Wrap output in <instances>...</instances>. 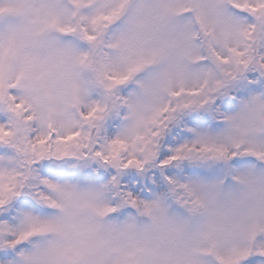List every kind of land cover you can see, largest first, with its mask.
<instances>
[{
	"label": "snow or ice",
	"instance_id": "1",
	"mask_svg": "<svg viewBox=\"0 0 264 264\" xmlns=\"http://www.w3.org/2000/svg\"><path fill=\"white\" fill-rule=\"evenodd\" d=\"M16 3L19 6L15 8L0 6V13H29L26 25L0 29V113H4L0 115V264H52L54 246L36 245L28 251L26 243L48 233L66 234L70 227L67 218L74 220L80 208L101 220H119L133 210L150 215L155 209L163 215L167 200L196 211L202 205V188L190 178L180 179L185 164L227 165L245 158L264 161V142L233 137L221 141L210 130L195 127L202 122L198 113L211 111V106L218 103L217 91L230 87L222 81H217L203 99L169 106L171 117H153L155 127L145 142L150 146L149 156L144 159L120 156V150L126 147L120 140H112L105 154L101 142L94 143L91 134L73 130L79 127L74 117L63 134L53 127L52 119H45V114L54 117L87 104L88 96L78 86L81 72L87 70L97 73L95 84L102 90L104 104L93 103L82 118L104 131L103 114L118 89L172 49L198 53L196 33L190 24L177 31L178 21L184 13L193 12L207 35L203 21L219 14L217 0ZM232 7L238 15L231 16L230 21L241 27L240 34L248 44L244 51L232 48L230 52L236 57L254 53V39L257 35L264 39V0H232ZM126 15V27L113 32ZM253 17L258 23L243 27ZM196 58L203 59L198 55ZM216 58L228 62L219 55ZM236 62L253 84L258 82L257 73L264 76V57L254 59L249 55ZM66 81L74 84L70 95L61 87ZM183 92L172 95L179 97ZM187 94L198 96L200 89ZM169 108L163 110L165 116ZM249 108L259 118L264 113V95L253 98L245 112ZM34 120L46 126L48 132L36 133L22 148L14 147L11 126ZM243 135L247 136V132ZM16 155H23V162L18 167L10 166ZM241 176L248 182L251 173ZM160 189L166 192L161 195ZM52 193L62 195L64 203L53 198ZM55 209H62L61 215H52ZM132 223L134 217H128L123 225L113 228L120 231ZM250 240L256 241L255 232ZM217 259L218 264H264V244L233 248Z\"/></svg>",
	"mask_w": 264,
	"mask_h": 264
},
{
	"label": "clouds",
	"instance_id": "2",
	"mask_svg": "<svg viewBox=\"0 0 264 264\" xmlns=\"http://www.w3.org/2000/svg\"><path fill=\"white\" fill-rule=\"evenodd\" d=\"M217 5L219 14L209 15L203 21L207 35L193 12L180 17L177 31L186 24L191 25L196 33L198 53L172 49L161 61L138 73L118 89L114 99L106 105L104 131L82 118V113H86L93 103L104 104L102 90L95 84L97 73L87 70L81 72L78 85L88 96L87 104L54 117L45 114V119H52L53 127L63 134L74 117L79 127L73 130L91 134L94 143L101 142L105 154H108L112 140H120L126 144L120 150V156L144 159L149 156L150 146L145 142L150 139L155 127L153 117H171L169 106L203 99L216 87L217 81H222L229 83L230 87L217 91L218 103L211 106V111L198 113L202 122L195 127L201 131L210 130L221 141L225 137H233L264 142V113L258 118L251 108L245 112V106L253 98L264 95V76L257 73L258 82L253 84L248 73L242 71V66L236 62L247 59L249 55H253L254 59L264 57V39L259 35L254 39V53L241 57L233 55L230 49L244 51L248 42L240 34L241 27L230 21L231 16L238 15L232 7V0H217ZM0 6L15 8L19 5L16 0H0ZM28 15L24 12L0 13V29L6 30L9 25H26ZM127 21L128 15L112 31L123 30ZM257 23L253 17L243 27ZM197 55L203 59L196 58ZM216 55L228 62L218 60ZM61 87L70 95L74 84L66 81ZM182 89L184 92L179 97L172 95ZM192 89H200V95H188ZM165 108H169L167 116L163 113ZM11 127L13 146L21 148L36 133L46 134L49 130L46 126L41 127L38 120ZM258 128L261 130L256 131ZM244 132L247 136L243 135ZM23 160V155H16L10 166L18 167ZM184 168L185 171L179 174L180 179L190 178L202 188L199 192L202 205L196 211L182 209L167 200V212L163 215L155 209L150 215L133 210L119 220H101L87 209L80 208L74 220L67 218L70 227L66 234L53 232L33 237L26 243V249L31 251L36 245L54 246L52 264H218L217 258L229 254L233 248L247 247L255 242L264 244V161L245 158L239 163L227 165L185 164ZM241 173H251L248 182ZM237 176L241 178L235 179ZM159 191L163 195L166 189ZM52 196L64 203L62 195L52 193ZM61 212L62 209H55L52 215H61ZM128 217H134L130 227L114 230V225H123ZM253 232L256 241L250 240Z\"/></svg>",
	"mask_w": 264,
	"mask_h": 264
},
{
	"label": "rangeland",
	"instance_id": "3",
	"mask_svg": "<svg viewBox=\"0 0 264 264\" xmlns=\"http://www.w3.org/2000/svg\"><path fill=\"white\" fill-rule=\"evenodd\" d=\"M190 126H192V125H190ZM127 181H125V183H126ZM141 183H143V181H141Z\"/></svg>",
	"mask_w": 264,
	"mask_h": 264
}]
</instances>
